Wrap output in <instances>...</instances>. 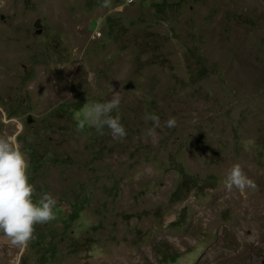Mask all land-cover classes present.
Wrapping results in <instances>:
<instances>
[{"label": "rangeland", "instance_id": "1", "mask_svg": "<svg viewBox=\"0 0 264 264\" xmlns=\"http://www.w3.org/2000/svg\"><path fill=\"white\" fill-rule=\"evenodd\" d=\"M113 90L126 135L77 129ZM0 135L55 199L0 264H264V0H0Z\"/></svg>", "mask_w": 264, "mask_h": 264}, {"label": "clouds", "instance_id": "2", "mask_svg": "<svg viewBox=\"0 0 264 264\" xmlns=\"http://www.w3.org/2000/svg\"><path fill=\"white\" fill-rule=\"evenodd\" d=\"M120 101L119 90H113L108 98L87 103L75 127L82 129L88 125L98 133H102L106 127L114 138L122 139L126 130L117 110ZM144 115L152 121L148 133L156 126L171 128L176 124L172 115L163 122L154 111ZM27 168L26 153L11 136L0 135V234L13 246L24 245L32 238L34 223H43L54 216L55 199L52 195L45 191L36 200L33 199L34 189L28 180ZM224 187L255 189L256 184L254 179L244 173L239 162H234L226 171Z\"/></svg>", "mask_w": 264, "mask_h": 264}, {"label": "trees", "instance_id": "3", "mask_svg": "<svg viewBox=\"0 0 264 264\" xmlns=\"http://www.w3.org/2000/svg\"><path fill=\"white\" fill-rule=\"evenodd\" d=\"M171 165L172 166L170 168L175 169L178 173L177 184L169 195V199L174 201L181 199L185 193L194 186V184L191 173L186 169L185 165H183L181 162L175 161H173ZM75 213L77 212L71 210V214Z\"/></svg>", "mask_w": 264, "mask_h": 264}, {"label": "bare ground", "instance_id": "4", "mask_svg": "<svg viewBox=\"0 0 264 264\" xmlns=\"http://www.w3.org/2000/svg\"><path fill=\"white\" fill-rule=\"evenodd\" d=\"M257 246H258V245H257ZM120 247H121V246H120ZM255 247H256V246H255ZM114 250H115V248H114ZM117 250H118V249H117ZM113 252H114V251H113ZM114 254H117V253H114ZM121 254H122V253H121ZM218 254H220V253L218 252ZM11 255H12V254H11ZM110 256H111V255H110ZM110 256H109V257H110ZM112 256L114 257V255H112ZM118 256H119V255H118ZM120 256H121V255H120ZM105 257H106V256H105ZM113 257H112V258H113ZM122 257H123V256H122ZM114 258H115V257H114ZM116 258H117V257H116ZM106 259H108V257H107ZM111 260H112V259H111ZM117 260H118V259H117ZM117 260H116V261H117ZM119 260H120V259H119ZM127 260H128V259H127ZM99 261H100V260H99ZM116 261H114V262H116ZM120 261H121V260H120ZM3 262H4V261H3ZM0 263H1V262H0ZM106 263H107V262H106ZM117 263H119V262H117ZM117 263H116V264H117ZM128 263H129V262H128ZM128 263H127V264H128ZM96 264H97V263H96ZM119 264H120V263H119Z\"/></svg>", "mask_w": 264, "mask_h": 264}, {"label": "water", "instance_id": "5", "mask_svg": "<svg viewBox=\"0 0 264 264\" xmlns=\"http://www.w3.org/2000/svg\"><path fill=\"white\" fill-rule=\"evenodd\" d=\"M29 118H30V117L28 116V120H29Z\"/></svg>", "mask_w": 264, "mask_h": 264}]
</instances>
